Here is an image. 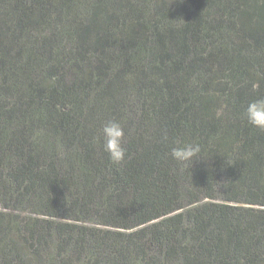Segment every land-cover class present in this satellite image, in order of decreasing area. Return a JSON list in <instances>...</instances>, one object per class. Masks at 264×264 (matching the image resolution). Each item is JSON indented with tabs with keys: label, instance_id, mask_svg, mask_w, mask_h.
I'll return each instance as SVG.
<instances>
[{
	"label": "trees",
	"instance_id": "1",
	"mask_svg": "<svg viewBox=\"0 0 264 264\" xmlns=\"http://www.w3.org/2000/svg\"><path fill=\"white\" fill-rule=\"evenodd\" d=\"M0 205V264H264V0H0Z\"/></svg>",
	"mask_w": 264,
	"mask_h": 264
},
{
	"label": "rangeland",
	"instance_id": "2",
	"mask_svg": "<svg viewBox=\"0 0 264 264\" xmlns=\"http://www.w3.org/2000/svg\"><path fill=\"white\" fill-rule=\"evenodd\" d=\"M0 208H4V207H3L2 205H0ZM20 212H23V213H30V212L28 211V209H27V208L24 209L23 206H22V210H21Z\"/></svg>",
	"mask_w": 264,
	"mask_h": 264
}]
</instances>
